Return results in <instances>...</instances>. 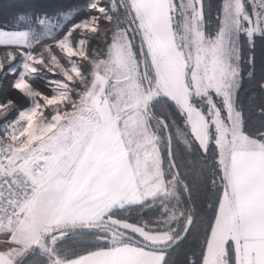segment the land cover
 Wrapping results in <instances>:
<instances>
[{"label": "trees", "instance_id": "trees-1", "mask_svg": "<svg viewBox=\"0 0 264 264\" xmlns=\"http://www.w3.org/2000/svg\"><path fill=\"white\" fill-rule=\"evenodd\" d=\"M232 1L199 0L204 39H212L219 34L225 11L231 9ZM172 2L181 32V23L185 22L181 15L186 13L193 21L192 7L196 1ZM240 3L251 20L253 30L251 36L241 28L232 29L231 32L236 81L229 92V104L232 113L237 114L240 120L239 135L252 142L254 147H260L264 145V0H240ZM135 8L133 0H0V30L26 32L29 39L25 47L0 46V61L7 64L5 60L9 53L40 54L45 57L44 51H48L65 65L67 58L56 43L66 36L74 46L78 40H82L84 55L74 58L79 70L78 78L69 83L71 89L64 106L69 109L93 81L95 69L92 62L107 57L111 43L119 34L125 38L135 58L144 90L151 92L155 73L137 26ZM90 20L94 23V30L78 27L80 23ZM10 66L4 65L0 72V134L6 125L31 105L30 98L14 87L18 70L8 73ZM35 67L36 71L28 83L36 99L41 102L43 96L52 95L48 79L54 77L51 74L54 69L39 64ZM56 77L63 79L60 73ZM191 92L190 103L203 116L207 126L205 144L200 145L194 138L184 112L173 100L162 94L148 99V126L157 137L165 194L112 209L104 216L105 219L113 218L139 226L146 232H167L171 237L169 243L180 236L185 223L191 218L185 237L172 248L161 251L164 253L163 264H202L207 240L227 189L217 145V119L228 124L224 99L212 90L198 97L192 96ZM166 131L169 133L171 159L176 171L168 157ZM177 181H182L179 191L175 187ZM97 224L98 227L94 229L65 227L63 231L52 232L49 237L70 230L73 242L61 246L58 243L62 239L60 236L54 239L48 251L32 245L29 251L17 252L20 247L12 242H6L5 246L14 253L12 264H24V261L29 264H54L123 243L141 247L146 244L138 236L108 223ZM105 224L131 235L142 244L119 236ZM114 235L119 239H113ZM225 256L227 264H235L230 242L226 244Z\"/></svg>", "mask_w": 264, "mask_h": 264}, {"label": "rangeland", "instance_id": "rangeland-1", "mask_svg": "<svg viewBox=\"0 0 264 264\" xmlns=\"http://www.w3.org/2000/svg\"><path fill=\"white\" fill-rule=\"evenodd\" d=\"M195 1L194 8L192 5L189 6L192 7L195 18L191 21L190 16L183 12L181 19H185L186 24H184L185 22L181 23L182 29L180 30L182 31L179 32L180 22L174 15L175 7L172 0H133L136 5L137 26L155 73L151 89L152 98L162 94L173 100L184 112L190 131L194 138L200 142V145H204L206 142L207 126L203 116L190 103V90L193 91L191 94L195 97L212 90L224 99L228 124L222 123L217 117L215 118L218 124L217 145L223 168L224 157L227 156L228 150L243 145L246 141L243 136L239 135L240 120L237 114L232 113L229 104V92L236 81L231 32L232 29L241 28L248 36H251L253 26L249 16L243 10L240 0H233L231 9L225 11L223 27L219 34L212 39H204L201 33L200 3L199 0ZM78 27L95 29L92 20L82 22ZM20 35L23 42L25 38L24 46L11 38L14 34L10 35L11 37L9 36L8 39L0 38V43L14 47L27 46L29 42L27 33L22 32ZM56 45L66 56L65 65L68 66L62 65L48 51H44L45 57L40 54L9 53L5 60L7 64L0 61V72L4 65L8 67L10 64L8 73L18 70L14 87L24 92L31 100L29 108L21 111L18 115V118L26 120L32 142L22 151V156L38 162L42 168V172L39 174H32L27 170L31 181L40 191L34 197L30 211L20 219L13 230L6 234L8 240L20 247L17 252L28 250L41 238H43V242L39 245L40 250L48 251L54 239L60 237L61 234L58 233L54 237H49V235L52 232L63 231L65 227L73 226L72 224L61 227L53 225V222L71 221L76 218L74 211L69 206L66 207L63 202L65 180H68L65 172L71 165L80 168L95 148L94 142L90 148L86 149L85 145L95 127H98L95 124L98 118L92 115L82 118L73 116L65 121V114L71 112V108L64 107L68 102L71 89L69 83L77 79L79 74L77 61L74 58L84 55V44L82 40H78L74 46L66 36ZM20 58L21 60H18ZM37 64L47 67V69L50 67L54 69L51 73L54 77L48 79L52 95L43 96L41 102L36 99L34 91L30 89L28 83V79L33 77L36 71ZM92 67L95 69V75L87 90L97 94L95 99L106 95L105 97L112 102V106H119V108H112L113 115L116 117L113 120L115 124L106 125L105 129L96 133L104 135L103 138L114 137L112 140L115 149L118 147H120L119 149L123 147L136 149L137 145L143 142L155 151L157 137L149 129L146 110L148 92L144 90L140 82L135 58L130 52L125 38L117 34L111 43L107 57L93 61ZM59 73L63 76L62 80L56 77ZM109 80L112 83H108ZM91 92H89L87 100H90ZM83 93L80 96H83ZM82 111L92 113L93 109H83ZM70 133L75 134L71 135ZM75 138L77 144L70 148V144ZM149 141L150 143H148ZM246 147L254 146L247 145ZM86 150L88 152L83 155ZM81 157L82 161L78 166L76 164ZM164 192L163 190L162 193ZM77 216L81 220L87 218L88 215L77 212ZM107 222L109 224L108 220ZM37 232L40 234L31 237L33 240L29 245L25 240L26 236ZM113 239L118 240L119 238L114 235Z\"/></svg>", "mask_w": 264, "mask_h": 264}, {"label": "crops", "instance_id": "crops-1", "mask_svg": "<svg viewBox=\"0 0 264 264\" xmlns=\"http://www.w3.org/2000/svg\"><path fill=\"white\" fill-rule=\"evenodd\" d=\"M21 33L0 30V38L8 39L14 34L10 37L24 46L25 38L23 42ZM0 46L7 45L0 43ZM85 91L83 96L72 103L71 112L65 114V121L73 116L82 118L92 115L98 118L95 123L98 127H95L85 145L87 149L92 147L94 142L95 148L80 168L71 165L65 172L68 180H65L63 202L74 211L76 218L71 221L53 222V225L61 227L67 224H97L108 220L110 225L138 236L150 246H166L171 240L167 232L150 233L125 221L104 218L112 209L140 203L162 194L163 190L165 191V183L160 169L158 147L154 151L152 147L141 142L136 149H115L112 140L114 137L103 138L104 135L96 133L105 129L106 125L115 124L113 120L116 117L112 108L119 106H112L105 94L95 99L97 94L91 90ZM89 92L92 100H87ZM83 109L93 111L84 112ZM73 134L75 133L71 135ZM75 144L76 138L70 148ZM245 145L254 146L246 139L243 145L228 150L227 156L224 157L223 174L227 189L207 240L202 264H227V242L232 244L235 264H264V145L252 148ZM87 152L86 150L83 155ZM82 157L76 165L80 166ZM77 212L86 213L88 216L80 220ZM0 231V264H12L14 253L9 252L5 246V243L10 241L5 238L9 230ZM38 234L40 233L30 234L25 240L30 245L33 236ZM163 259L164 253L161 251L123 243L54 264H71L72 261H79V264H161Z\"/></svg>", "mask_w": 264, "mask_h": 264}, {"label": "built area", "instance_id": "built-area-1", "mask_svg": "<svg viewBox=\"0 0 264 264\" xmlns=\"http://www.w3.org/2000/svg\"><path fill=\"white\" fill-rule=\"evenodd\" d=\"M26 124L24 118L17 117L0 134V230H13L30 211L39 192L27 170L39 174L42 168L22 156V151L32 143Z\"/></svg>", "mask_w": 264, "mask_h": 264}, {"label": "water", "instance_id": "water-1", "mask_svg": "<svg viewBox=\"0 0 264 264\" xmlns=\"http://www.w3.org/2000/svg\"><path fill=\"white\" fill-rule=\"evenodd\" d=\"M148 99L151 100L152 99V94L150 91H148ZM163 123V122H162ZM164 124V123H163ZM166 136H167V142H168V157H169V160H170V163L174 169V171H176L174 165H173V162H172V159H171V142H170V137H169V133L166 131ZM191 221L192 219L189 218L187 220V222L185 223V226L180 234V236L178 238H176L175 240H173L171 243H169L168 245L166 246H160V247H157V246H150V245H146V244H142L140 243L139 241H137L135 238H133L131 235L127 234V233H124L122 231H119L117 229H115L114 227L110 226V225H107L105 224V226H109L110 228H113L114 231L121 237L123 238H126L130 241H133V242H138L140 244H142V246H144V248H147V249H150V250H156V251H165L167 249H170L172 248L173 246H175L177 243H179L186 235L188 229H189V226L191 224ZM70 228L72 229H76V228H84V229H94V228H97L98 227V224H82V225H73V226H69ZM68 228V227H67ZM43 242V238H41L36 244L35 246H39L41 243Z\"/></svg>", "mask_w": 264, "mask_h": 264}, {"label": "clouds", "instance_id": "clouds-1", "mask_svg": "<svg viewBox=\"0 0 264 264\" xmlns=\"http://www.w3.org/2000/svg\"><path fill=\"white\" fill-rule=\"evenodd\" d=\"M182 183V181H177L176 183V191H179V186ZM182 215V213H181ZM62 239L58 242L61 246H68L71 245L73 242V236L71 234V231H66L61 233ZM24 264H29L28 261H24Z\"/></svg>", "mask_w": 264, "mask_h": 264}, {"label": "snow or ice", "instance_id": "snow-or-ice-1", "mask_svg": "<svg viewBox=\"0 0 264 264\" xmlns=\"http://www.w3.org/2000/svg\"><path fill=\"white\" fill-rule=\"evenodd\" d=\"M71 264H79V261H72ZM163 264V262H162Z\"/></svg>", "mask_w": 264, "mask_h": 264}]
</instances>
